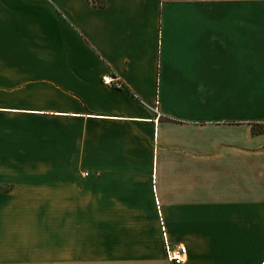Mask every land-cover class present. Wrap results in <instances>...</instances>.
<instances>
[{
    "label": "crops",
    "instance_id": "obj_1",
    "mask_svg": "<svg viewBox=\"0 0 264 264\" xmlns=\"http://www.w3.org/2000/svg\"><path fill=\"white\" fill-rule=\"evenodd\" d=\"M253 124L264 0H0V264H264Z\"/></svg>",
    "mask_w": 264,
    "mask_h": 264
},
{
    "label": "built area",
    "instance_id": "obj_2",
    "mask_svg": "<svg viewBox=\"0 0 264 264\" xmlns=\"http://www.w3.org/2000/svg\"><path fill=\"white\" fill-rule=\"evenodd\" d=\"M102 83L106 86H110L114 88H122L121 83L118 82L116 79H114L112 76L103 77ZM153 112H155L158 117L160 116L156 105L153 107ZM165 254H166V259L170 264H183L184 263V256L179 246L169 247L167 243H165Z\"/></svg>",
    "mask_w": 264,
    "mask_h": 264
},
{
    "label": "trees",
    "instance_id": "obj_3",
    "mask_svg": "<svg viewBox=\"0 0 264 264\" xmlns=\"http://www.w3.org/2000/svg\"><path fill=\"white\" fill-rule=\"evenodd\" d=\"M251 127H252L253 134H262V133H264V125H262L258 129H257V125L256 124H253Z\"/></svg>",
    "mask_w": 264,
    "mask_h": 264
}]
</instances>
